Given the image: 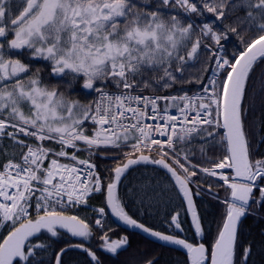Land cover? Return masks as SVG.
<instances>
[{"label":"snow or ice","instance_id":"snow-or-ice-1","mask_svg":"<svg viewBox=\"0 0 264 264\" xmlns=\"http://www.w3.org/2000/svg\"><path fill=\"white\" fill-rule=\"evenodd\" d=\"M233 36L227 56L221 41ZM257 106L264 114V0H0V264H44L37 250L66 264L73 249L104 264L82 242L52 250L61 230L86 240L98 229L99 248L117 255L129 241L108 236L105 207L94 223L69 214L93 193L125 225L186 249L189 264H247L238 226L253 204L264 210V157L245 126ZM101 148L123 153L106 180L79 155ZM201 176L226 193L214 197L224 207L210 248L126 210V199L152 208L175 194L202 236L191 187ZM180 217L170 227L183 231Z\"/></svg>","mask_w":264,"mask_h":264},{"label":"trees","instance_id":"trees-1","mask_svg":"<svg viewBox=\"0 0 264 264\" xmlns=\"http://www.w3.org/2000/svg\"><path fill=\"white\" fill-rule=\"evenodd\" d=\"M211 16V14H206ZM232 35L231 33L229 34ZM225 45V55L231 56L235 47L239 46V41L233 36L230 41H221ZM260 69H257V74H259ZM48 77V76H47ZM180 88V85L176 86ZM200 84H185L183 88L190 93L199 89ZM94 95V94H92ZM82 102H87L90 97L80 95L76 97ZM262 121H264V114H262L261 109L257 106L248 116L246 120V129L249 132V138L253 144V152L257 159L264 157V127H262ZM254 125V126H253ZM7 143V142H6ZM123 156V153L120 150H110L104 149L95 151L94 154L81 153L80 157L82 159H90L92 163L96 165V171L99 175L106 178L111 174V169L117 166V162ZM195 161V158H193ZM4 162V157L0 156V163ZM149 168L155 166H148ZM144 166H136L131 175L128 176L127 180L124 181V184L121 186V192L127 188L130 181L133 177L137 176L139 172L143 171ZM157 171H160L157 169ZM162 179H165L163 173L161 172ZM194 179L199 180V184H193L191 187L195 190L197 187L200 188V194L194 195V202L197 208V212L201 219V225L203 230L202 238L200 242L205 244L206 248H210L216 238L217 227L221 222V214L223 205L215 199V195H219L220 200H223L226 193L223 188L218 187V182L208 179L205 180L202 176L196 177ZM211 183L213 186L211 191H209L208 184ZM256 195H259L258 190ZM90 202L94 205L104 206V197L96 195L90 199ZM125 203L127 205L126 210L136 218L139 222L144 223L146 226H150L156 231L166 233L168 227H170V217L176 210L181 212V221L182 229L184 231H190V226L185 217L184 209L181 207V200L178 199L175 194H173L171 201L167 203H162L158 206L152 208H142L138 203H133L130 199H126ZM81 217L88 216L79 211L76 213ZM90 221V219L88 218ZM171 228V227H170ZM173 228V226H172ZM108 236L112 240L120 239L124 236L128 237L129 244L125 248L121 249L117 255H112L110 253L104 252L99 248L101 241L99 240L100 231L94 229V235L89 237L88 242L83 243L84 247L89 248L97 252V255L101 257L104 261V264H110V262L116 258L124 259L127 256H133L136 254L141 255L143 258L144 254H147L152 259L157 261V264H189L186 259V256L151 243L140 236L126 232L116 227L109 219L107 226L105 228ZM62 233V232H61ZM2 234H6V231ZM40 239H44L41 237ZM72 240L73 242H80L69 236L66 233H62L60 239H57L52 243V250H57L60 247H66L67 242ZM251 247V254L248 257L247 264H264V210H261L258 204H253L251 211L246 215L245 219L242 221L239 230H238V239H237V259L240 260L239 250L244 247ZM38 259H42L44 264H47L51 256V251L48 253H42L37 250ZM69 257L71 259H69ZM67 264H89L90 258L85 252L80 249L71 250L68 255L64 258ZM140 262V261H139ZM241 264L243 262L241 261Z\"/></svg>","mask_w":264,"mask_h":264},{"label":"water","instance_id":"water-1","mask_svg":"<svg viewBox=\"0 0 264 264\" xmlns=\"http://www.w3.org/2000/svg\"><path fill=\"white\" fill-rule=\"evenodd\" d=\"M194 199V198H193ZM106 207V205H105ZM186 208V206H185ZM106 210H107V213H108V216L110 218V220L116 225L118 226L119 228L125 230V231H128V232H131V233H135V234H138L140 235L141 237H143L144 239L152 242V243H155V244H158V245H161L163 247H166V248H169V249H172V250H175V251H178L180 253H183L185 255H187V250L182 248L181 246H178V245H173V244H170V243H166V242H163V241H160L159 239L155 238V237H152L146 233H144L142 230H139V229H135L131 226H128V225H125L122 221H120L117 217L113 216L111 214V210L108 209L106 207ZM185 213H186V216L189 220V223H190V226L194 229V226L192 225V220H191V215L189 213L186 212L185 210ZM246 217V216H245ZM245 217H243L241 219V222L239 223V226H238V230H239V227L242 223V221L245 219ZM187 259H188V256H187Z\"/></svg>","mask_w":264,"mask_h":264},{"label":"flooded vegetation","instance_id":"flooded-vegetation-1","mask_svg":"<svg viewBox=\"0 0 264 264\" xmlns=\"http://www.w3.org/2000/svg\"><path fill=\"white\" fill-rule=\"evenodd\" d=\"M37 66H40L39 64ZM50 72V68H43L41 75L45 78L48 79V73ZM167 234H172L177 236L178 238H182V239H186L189 242H200V239L202 238V236H196L195 235V230H193L190 226V231H180V230H175L174 226L173 228L168 227V230L166 232Z\"/></svg>","mask_w":264,"mask_h":264},{"label":"bare ground","instance_id":"bare-ground-1","mask_svg":"<svg viewBox=\"0 0 264 264\" xmlns=\"http://www.w3.org/2000/svg\"><path fill=\"white\" fill-rule=\"evenodd\" d=\"M185 217H186V219H187V221H188V224H189V226H190V223H189V220H188L186 214H185ZM169 224H170V223H169ZM140 256H141V255L136 254V255H133V256H127V257H125L124 259H118V258H116V259L112 260V261L110 262V264H124L125 261H129L130 264H138V262L141 261V260L143 259V258H141ZM69 259H71V258L69 257ZM66 264H67V262H66Z\"/></svg>","mask_w":264,"mask_h":264},{"label":"built area","instance_id":"built-area-1","mask_svg":"<svg viewBox=\"0 0 264 264\" xmlns=\"http://www.w3.org/2000/svg\"><path fill=\"white\" fill-rule=\"evenodd\" d=\"M213 67H214V65H213ZM199 90H200V89H199ZM199 90H198V91H195V92H199ZM195 92H194V93H195ZM173 114H175V113L173 112ZM96 216H97V214H96ZM96 216H95V218H96Z\"/></svg>","mask_w":264,"mask_h":264},{"label":"rangeland","instance_id":"rangeland-1","mask_svg":"<svg viewBox=\"0 0 264 264\" xmlns=\"http://www.w3.org/2000/svg\"><path fill=\"white\" fill-rule=\"evenodd\" d=\"M74 238V237H73ZM76 239H80V238H76Z\"/></svg>","mask_w":264,"mask_h":264}]
</instances>
